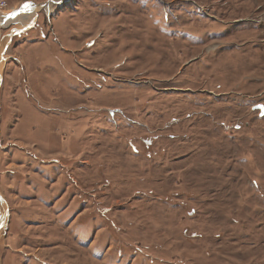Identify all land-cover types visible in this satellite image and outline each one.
Returning <instances> with one entry per match:
<instances>
[{
    "label": "rangeland",
    "instance_id": "1",
    "mask_svg": "<svg viewBox=\"0 0 264 264\" xmlns=\"http://www.w3.org/2000/svg\"><path fill=\"white\" fill-rule=\"evenodd\" d=\"M33 4L0 27V264H264V0Z\"/></svg>",
    "mask_w": 264,
    "mask_h": 264
},
{
    "label": "bare ground",
    "instance_id": "2",
    "mask_svg": "<svg viewBox=\"0 0 264 264\" xmlns=\"http://www.w3.org/2000/svg\"><path fill=\"white\" fill-rule=\"evenodd\" d=\"M50 3L51 2H46L45 3L46 9H48L47 7H49ZM56 3H59V2H56ZM28 4L37 6V5H35V4L31 3V2H29ZM38 8L39 7L28 8V9L22 10L20 12H14L13 14L10 13V15H8V16H6L4 18H0V27L6 26V25L12 24V23H16L17 26L21 25L23 27V26L27 25L28 22H30L32 19L35 18V13L38 10ZM13 10H16V8H14ZM3 214H1V218L3 219V222H4L5 214L4 215Z\"/></svg>",
    "mask_w": 264,
    "mask_h": 264
},
{
    "label": "built area",
    "instance_id": "3",
    "mask_svg": "<svg viewBox=\"0 0 264 264\" xmlns=\"http://www.w3.org/2000/svg\"><path fill=\"white\" fill-rule=\"evenodd\" d=\"M35 0H0V14L2 16V13L8 12V15L13 14L14 12H17L20 10V8L17 11H14L13 9L17 7V5L23 6L29 2L34 3ZM15 3V4H14Z\"/></svg>",
    "mask_w": 264,
    "mask_h": 264
},
{
    "label": "water",
    "instance_id": "4",
    "mask_svg": "<svg viewBox=\"0 0 264 264\" xmlns=\"http://www.w3.org/2000/svg\"><path fill=\"white\" fill-rule=\"evenodd\" d=\"M260 106H262V105H259V106H257V107H254V109H255V110H261V111H262V110H263V107H260ZM261 113H262V112H261Z\"/></svg>",
    "mask_w": 264,
    "mask_h": 264
},
{
    "label": "snow or ice",
    "instance_id": "5",
    "mask_svg": "<svg viewBox=\"0 0 264 264\" xmlns=\"http://www.w3.org/2000/svg\"><path fill=\"white\" fill-rule=\"evenodd\" d=\"M29 7H31V5H28V4H25V5H24V8H25V9H27V8H29ZM260 107H264V106H260Z\"/></svg>",
    "mask_w": 264,
    "mask_h": 264
},
{
    "label": "flooded vegetation",
    "instance_id": "6",
    "mask_svg": "<svg viewBox=\"0 0 264 264\" xmlns=\"http://www.w3.org/2000/svg\"><path fill=\"white\" fill-rule=\"evenodd\" d=\"M260 112H262V113L264 112V107H263V110L262 111L260 110Z\"/></svg>",
    "mask_w": 264,
    "mask_h": 264
}]
</instances>
